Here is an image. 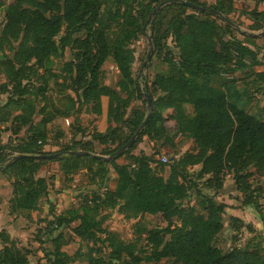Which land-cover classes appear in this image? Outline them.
<instances>
[{
	"label": "trees",
	"instance_id": "obj_1",
	"mask_svg": "<svg viewBox=\"0 0 264 264\" xmlns=\"http://www.w3.org/2000/svg\"><path fill=\"white\" fill-rule=\"evenodd\" d=\"M112 1L116 3L113 11H106L105 0H19L8 5L0 2L3 16L0 37L10 43L18 41L10 59L2 56L4 81L0 89L8 93L9 98H16L14 102L17 105L22 104L23 97L33 89L30 82L22 83L27 74L33 68L41 69L50 56L69 47L73 51V60L66 67L69 89L75 97L73 106L77 111L100 114L101 98H105L107 115L115 124L125 128L130 136L149 115L139 138L155 141L164 137L166 142L162 112L172 108L178 132L188 134L194 151L173 159L168 164V173L162 175L159 173L161 167H155L157 171L151 167L149 156L141 151L129 154L136 149V144H132L125 152V164L117 165L111 161L116 175L113 190L107 188L85 195L84 205L73 212L70 219L55 217L44 231L50 235L55 228L78 221L72 231L78 238L92 239L96 233L105 234L107 255L99 252L89 257L88 264H157L162 260H170L171 264H264V251L259 252L255 247L240 248L235 238L227 251L217 245L215 240L224 230L222 216L225 204L194 189L197 208L183 206L192 189L187 185L191 183L188 169L194 166L199 167L196 179L201 180L205 189L221 188L223 174L231 172L235 189L245 196L244 205L257 206L249 194L248 170L252 168L264 174V122L229 103L227 90L215 88L211 83L225 70L233 75V81H244L250 72L264 83V69L254 71L258 66L255 51L258 37L239 31L238 25L228 18L233 0H216L210 6L199 0H173L164 6L157 12V17L168 8L177 11L162 32L155 24L150 39L160 55L163 47L171 43L177 64L172 65L173 70L168 75L154 76L148 92L153 110L145 114L140 108L129 110L131 95L136 94L140 99L141 95L136 86L132 70L134 57L128 43L142 29L154 7L167 0ZM182 2L211 9L214 13L193 10ZM258 4H264V0H259ZM249 16L251 31L264 27V8L261 11L252 9ZM111 20L119 21L120 27L132 28L124 27L120 35L108 39ZM61 32L62 36L59 35ZM166 54L162 55V62L169 63L172 55ZM106 62L120 75L117 90L102 82L101 69ZM236 73H241L242 78L236 79ZM145 81L146 84L147 78ZM229 91L231 95L233 89ZM182 104L192 107L191 116L183 114ZM15 121L13 134L27 125L25 118L17 116ZM100 138L93 136L96 140ZM129 139H124L115 150L123 147ZM45 140L42 131L31 127L26 137L12 150L15 155L1 170V173L15 171L9 199L15 211L34 210V204L42 193L44 180H34L33 177L37 163L54 161L66 180L85 172L93 181L98 178L100 186H106L105 165L108 162L88 155L71 154L73 151L68 147L62 148L60 155L51 160L17 158L19 155L54 154L43 152ZM78 150L74 152H92L91 141L83 143ZM2 156L5 158L7 155ZM191 184L194 186L195 183ZM116 208L133 217L161 215L167 225L165 228L141 229L140 232L146 236L143 247L137 249L135 245L124 244L109 235L101 229V221L93 216L99 209ZM173 217L179 220L178 227L172 226ZM229 221L234 232H238L240 220L230 216ZM164 234L168 240L164 239ZM0 240V264H28V254L3 231L0 232ZM50 240L54 244L53 264H64L58 258L62 255V235Z\"/></svg>",
	"mask_w": 264,
	"mask_h": 264
},
{
	"label": "rangeland",
	"instance_id": "obj_2",
	"mask_svg": "<svg viewBox=\"0 0 264 264\" xmlns=\"http://www.w3.org/2000/svg\"><path fill=\"white\" fill-rule=\"evenodd\" d=\"M17 1L19 0H0V2L7 5ZM200 1H205L206 5L209 6L214 2V0ZM258 3L259 0L232 1L230 4L232 12L228 15V18L238 25L239 31L255 35H259L264 31V27L257 31L250 30L252 21L249 11L254 8L257 10L264 8V4ZM104 5L106 11L110 9L113 11L116 8V3L112 0H105ZM176 11L177 9L168 8L158 17L156 16L157 13L154 16L150 13L146 18L147 21L151 17L148 23L145 22L142 29L136 32L135 38L128 43L134 57L132 70L135 74L136 86L141 95V99L136 94L131 95L129 110L140 108L141 112L146 114L148 108L144 102L143 93L149 92L150 83L156 74L168 75L173 70L172 65L177 62L176 52L171 43L163 47L161 54L164 55L167 52V56L171 53L172 58L169 63L162 62L163 56L156 53V47H153L150 39L155 24L157 23L160 32H162L167 21ZM2 23L3 16L0 13V29ZM110 25L108 39L120 35L122 28L127 27H120L119 21L112 20ZM258 25H260V22H258ZM127 28L131 29L132 26ZM59 35L62 36L63 32ZM256 37H258L255 41L258 66L255 67L254 71H262L264 69V34ZM148 40L151 42L152 54L148 64L144 69H141L149 49ZM17 43L18 41L7 42L0 37V88L4 81L3 67L1 66L4 63L2 56L4 55L10 59ZM72 60L73 51L66 47L50 56L41 69L33 68L32 72L27 74V79L22 81V83L30 82L33 89L29 95L23 97V102L20 105L14 102L16 98H9V94L2 92L0 89V231H7L17 247L28 254V264H53L55 257L53 254L54 244L50 239L55 238L58 234L62 235L60 242V253L62 255L57 256L64 264H88L89 257H94L99 252L102 255H107L108 248L104 243L105 234L96 233L92 239L78 238L73 234L72 231L78 225V221L57 227L50 235L46 234L44 228L55 217L70 219L72 213L84 205L85 195L102 192L107 188L113 190L116 184V175L111 161L117 165L125 164L127 162L125 152L130 147L120 156L114 157L106 163V188L100 186L98 178L93 181L85 172L76 174L72 180H66L62 177L59 165L56 162L37 163L33 177L34 180L43 179L44 185L40 197L34 204V210L30 211V217L27 218L24 213H16L17 211L12 208L9 202L12 196L11 181L15 179V171L9 170L10 173H1V170L7 166V163L15 155V152L12 151L15 145L26 137L32 127L42 131L46 137L43 152L59 153L64 147H68L72 151H80L78 149L81 148L83 143L91 141L93 150L89 152L90 155L108 158L114 156L122 148L115 150L124 139L131 138L136 133L130 136L129 132L122 126L115 124L107 113L93 114L88 110L77 111L75 109L73 106L75 97L69 89V73L66 67V64ZM109 66L111 65L108 62L102 66V82L111 89L117 90L120 75L115 74ZM228 72V70H225L219 78L212 81L211 85L215 88L227 90V101L229 103L235 104L248 114L264 122V83L250 72H247L244 81H233V75ZM145 78L148 81L146 84ZM235 78L241 79L242 74L236 73ZM230 89H233L231 95L229 94ZM181 108L185 116L192 115V107L189 104H182ZM104 112H106V109H104ZM17 116L27 119V125L21 127L15 135L12 132L16 127L14 123H16ZM162 116L168 140L164 142V137H162L151 141L146 137L139 138V135H137L132 143L136 144V149L129 151V154L135 155L141 151L143 155L151 158L152 168L161 167L159 173L166 175L168 164L173 159L181 157L185 152H193L194 144L188 134L178 132L174 109H165ZM94 135L101 138L99 140L93 139ZM2 155L7 156L4 158ZM162 157H165L168 162H163ZM155 169L158 170V168ZM198 169V166L188 169L191 183L194 182L195 184L193 186V184L187 183L192 189L183 202V206L197 208L194 189L203 191L209 197L213 196L216 202L226 205L225 214L222 216L224 230L215 240L217 245L223 251H227L235 238L240 248L255 247L259 252H263L264 174L252 168L248 170L250 173L248 178L250 184L249 194L256 201L257 206H247L244 205L245 196L235 189L231 172L226 171L223 174L221 188L205 189L201 185V180L196 179ZM233 212L240 217L237 218L240 220L238 232H234L233 225L229 221V217ZM93 216L101 221V229L124 244L135 245L137 249L143 247L146 236L140 232L141 229L165 228L167 225L166 220L161 215L133 217L130 214L123 213L118 208L114 210L99 209ZM171 224L173 227H178L180 222L176 217H173ZM39 229H41L40 232H38ZM163 237L165 240L169 239L165 234ZM63 255L65 256L63 257ZM157 264H171V261L162 260Z\"/></svg>",
	"mask_w": 264,
	"mask_h": 264
},
{
	"label": "water",
	"instance_id": "obj_3",
	"mask_svg": "<svg viewBox=\"0 0 264 264\" xmlns=\"http://www.w3.org/2000/svg\"><path fill=\"white\" fill-rule=\"evenodd\" d=\"M170 3H173V0H167V1H164L162 3H160L159 5H157L155 7V9H153L151 15H155L157 13V11H159L162 7L166 6L167 4H170ZM183 5L193 9V10H196V11H209L210 13H214L213 10L211 9H206L204 7H201L199 5H195L193 3H190V2H182ZM151 17L148 18V20L146 21V23H148L149 19ZM244 34L246 35H250V36H253V37H256V36H260L262 34H264V31L262 33H260L259 35H255L253 33H246V32H243ZM148 43H149V49L147 51V54H146V59L145 61L143 62L142 66H141V69H144L145 66L148 64L149 60H150V57H151V54H152V46H151V42L150 40H148ZM143 97L145 99V103H146V107L148 108V111H152L153 110V107H152V103H151V99H150V96L148 93H143ZM149 118V115H147V117L144 119V121L142 122L140 128L136 131L135 135H133L129 141L114 155V156H109L108 158H105V157H102V156H99V155H90V153H87V152H70L71 154H80V155H88V156H92L94 158H97V159H100L101 161H105V162H108V161H111L114 157H117V156H120L125 150H127L133 143L134 139L137 137V135H139L140 131L142 128H144L147 120ZM60 154L59 153H54V154H51V155H37V156H31V155H19L17 158L20 159L22 157H27V158H31V159H35V160H51V159H54L56 157H58Z\"/></svg>",
	"mask_w": 264,
	"mask_h": 264
},
{
	"label": "crops",
	"instance_id": "obj_4",
	"mask_svg": "<svg viewBox=\"0 0 264 264\" xmlns=\"http://www.w3.org/2000/svg\"><path fill=\"white\" fill-rule=\"evenodd\" d=\"M199 1H200V0H199ZM215 1H216V0H214L213 3H215ZM200 2L205 3V1H200ZM213 3H212V4H213ZM205 4H206V3H205ZM261 10H263V9H261ZM261 10L259 9L258 11H261ZM114 73L117 74L116 69L114 70ZM101 106H102V111H101V113H106V112H104V109L106 108V99H105V98H101ZM15 135H17V134H15ZM227 210H228V209H227ZM16 211H17L16 213H18V212H20V213H24L25 216H26L27 218L30 217V212H28V211H21V210H16ZM230 216L235 217V218H240V217H239L238 215H236L234 212L231 213ZM1 231H3V232L9 237L10 240H13L12 237L9 235V233H8L7 231H4V230H1ZM1 231H0V232H1ZM0 244H1V241H0ZM0 248H1V245H0Z\"/></svg>",
	"mask_w": 264,
	"mask_h": 264
},
{
	"label": "built area",
	"instance_id": "obj_5",
	"mask_svg": "<svg viewBox=\"0 0 264 264\" xmlns=\"http://www.w3.org/2000/svg\"><path fill=\"white\" fill-rule=\"evenodd\" d=\"M109 67H110V69L115 70V68H114L113 66H109ZM116 71H117V70H116ZM161 160H162L163 162H168L167 159H166L165 157H162Z\"/></svg>",
	"mask_w": 264,
	"mask_h": 264
}]
</instances>
